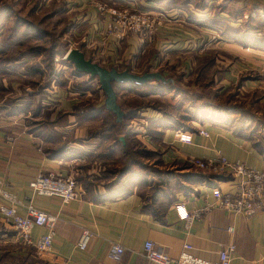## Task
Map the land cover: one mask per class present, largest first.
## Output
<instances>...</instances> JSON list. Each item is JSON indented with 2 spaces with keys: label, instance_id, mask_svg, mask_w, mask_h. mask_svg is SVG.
Returning a JSON list of instances; mask_svg holds the SVG:
<instances>
[{
  "label": "crops",
  "instance_id": "0c3cea01",
  "mask_svg": "<svg viewBox=\"0 0 264 264\" xmlns=\"http://www.w3.org/2000/svg\"><path fill=\"white\" fill-rule=\"evenodd\" d=\"M83 3L87 5H82L80 9L86 7L89 14L86 16V26L93 27L89 29L96 37L84 43L93 61H101L102 64L109 62L115 67L132 62L131 57L138 60L145 54L147 48L152 49V54L153 51L174 52L172 46L174 47L179 40L184 41L182 46L185 53L192 54L193 46L200 42L199 31L187 27L180 28L182 25L178 26L179 24L176 23L175 13H171L174 22L166 23L150 43L140 44L134 35L121 41L110 37L104 38L101 32L98 34L100 28L104 29V20L101 17L102 23L98 22L96 9H93L87 0H82ZM152 5L148 3L149 7ZM198 30H204V27L198 26ZM230 41L232 43L221 45L230 57V59L224 57V61L240 63L238 64L240 69L237 70L240 74L249 70L257 71L258 79L246 80L241 87L245 91L255 89L264 96V49L250 51L251 48L247 47V49L233 40ZM203 48L202 46L200 49ZM152 54H149L150 57ZM152 58L155 65L158 62L157 55ZM218 61L223 63L222 60ZM160 65L161 63L156 67ZM131 69L134 73L140 72L133 70L136 69L135 66ZM77 76H87L89 81L93 80L87 74ZM227 79L229 76L225 73L220 81L224 83ZM254 83L255 86H251ZM46 90L51 93V97L48 98L53 104L51 108L55 109L54 113H62L57 118V123L53 119L55 117L50 119L57 130L62 128L63 131H59L63 132V135L55 140L43 138L37 129L28 127L23 115L0 113V177L5 179L10 192L18 200L26 204L31 203L37 210L57 216L51 251L37 255L33 247L16 240L15 232L13 236L0 234V244L13 246L8 252L9 257L3 259L0 256V264L3 262L5 264H150L142 254L145 241H151L156 248L174 259L178 258L184 244H189L193 256L210 262H217L221 245L233 243L235 254L230 264H264V201L258 213L250 218L231 215L218 208L213 209L194 221L188 232L184 228V222L178 219L175 212L177 204L182 203L187 211H191L211 203V198L205 196L210 194V189L213 187H219L223 193L235 191L236 182L230 175L209 174L189 167L186 163L187 159L191 157L208 159L214 157L216 151H220L231 161L239 160L251 167L264 170V130L250 132V127L244 125L243 131L237 129L235 132L237 119L231 127L226 126L222 120L214 123L197 122L195 124L205 128L209 136L204 137L194 131L192 143L186 144L177 139L175 129L166 128L162 136L165 144L164 152L160 155L159 163L166 169H175L174 182L177 189L173 195L167 196L165 193L149 203L133 186L128 192L115 191L111 197L99 200V197L107 193L104 185L97 183L96 176L90 175L91 178H87L90 184L86 185L84 181L81 185L77 182L79 197L64 204L58 198L36 195L29 189L28 183L39 171L53 170L62 175H72V168L80 159L96 154L94 150L95 146H98V138L86 136L87 129L94 125L92 121L96 118H81L75 113L78 103L82 100L81 94L85 92V96H88V92L79 89L64 91L61 88ZM99 92L98 103L97 101L92 103L94 107H99L102 98ZM261 111L264 117V109ZM147 116L149 118L152 115ZM249 121L258 122L256 119ZM62 151L63 154H60ZM98 156L102 157L101 154ZM191 173L197 176H190ZM92 178L94 182L90 181ZM189 178L192 184L189 183ZM183 187L189 191L187 189L184 191ZM1 203L3 200L0 198ZM24 212L23 207L18 208V213L24 214ZM0 223H3L1 218ZM230 226L234 228V233L231 235L227 232ZM84 230H87L91 237L87 248L81 251L76 245ZM42 234H44L42 228H35L32 232V240H36ZM115 244L120 245L124 250L118 261H113L109 257L111 247Z\"/></svg>",
  "mask_w": 264,
  "mask_h": 264
},
{
  "label": "rangeland",
  "instance_id": "374dc122",
  "mask_svg": "<svg viewBox=\"0 0 264 264\" xmlns=\"http://www.w3.org/2000/svg\"><path fill=\"white\" fill-rule=\"evenodd\" d=\"M87 1L93 9H96L98 22L102 23V19L104 20V29L100 28L98 31V34L101 32L104 38L110 37L121 41L134 35L140 44L150 43L166 23L174 22L171 13H175L176 23L179 24L178 26L182 25L180 28L187 27L199 31L201 46L199 47L198 43L193 44L192 54H187L182 46L184 41L179 40L174 47L172 46L174 52L153 51L152 54V49L147 48L145 54L138 60L131 57L132 62L115 66L118 70L128 67L131 72H133L131 68L135 66L136 69L133 70H140L138 74L144 71H160L166 78L172 80L164 83L166 90L156 94L145 95L144 93L149 91L147 89L142 90V94L133 91L121 92L120 101L123 106L129 108L127 110L140 107L136 117L125 120V128H117L110 132L107 128L113 121L104 116L103 118L97 117L92 121L94 125L87 129L86 136L91 138L96 133L100 138L101 135L109 132V138L101 142L99 140L98 146H95L94 150L96 154L80 159L72 168V176L76 183L82 185L85 181L88 185L90 183L87 182V178L94 175L97 183L104 185L105 192H107L109 186L118 181L117 192H128L135 186L142 198L151 203L156 197L165 193L173 195L177 189L174 182L176 179L175 169H166L159 163L160 155L164 152L165 144L162 141V136L166 128L161 129V127L159 128L160 132L154 133L149 129L151 120L172 117L173 122L178 123L181 127L195 128L197 126L195 124L197 123L196 117L203 110L205 114L210 111L213 115H219L220 108L227 110L229 107L237 106L241 115L231 116L223 112L227 120L256 119L258 123H263L264 117L261 111L264 109L263 93L255 89L245 91L241 87L246 80L258 79V72L249 70L240 74L237 71L240 69L238 66L240 63L224 61V57L227 59L230 57L227 56L229 54L223 50L221 45L222 43H232V41L221 36L219 32L222 31L225 23H230L236 26L237 32L249 29L251 25H254L253 27L259 29L257 32L261 31L260 35H263L264 0H159L158 3L155 0ZM148 3L153 5L149 7ZM82 5L86 6L87 4H82V0H0V48L3 50V53L0 54V65L10 55L16 57L18 63V68L15 71L0 73V105L8 103L6 104L8 108L10 105L25 107L27 106L26 101H30L26 112L12 115H23L28 127L37 129L39 135L46 139L55 140L63 135L62 128L57 125L61 131L57 130L50 119V117H55L53 119L57 123V118L62 113H54L55 109L51 108L53 104L48 98L51 97V93L46 90L47 88L43 94H38L34 98L27 97V93H32L34 84L38 86L44 82V77L39 78L33 66L47 71L52 77L48 89L61 88L64 91L79 89L88 92V96H85V92L81 94L82 100L77 105L79 110H76L77 112L74 110L76 115L82 113L84 107L92 106V103L96 101L98 103L97 93L99 91L102 94L99 106L104 105L105 95L102 90H99L97 79L89 81L87 76L73 74L74 67L68 66L65 59L67 51L71 48H78L84 52L87 58L93 59L84 43L86 40H93L96 37L89 29L93 27L89 25L87 28L86 26V16L89 14L86 7L80 9ZM205 5H207L206 10L201 9ZM113 7H128L134 10L162 13L165 21L157 32L148 35L143 42L134 33L117 39L106 34L109 19L107 9ZM174 8V11L169 10ZM248 16L253 19L250 20ZM200 21H205L206 26L201 25ZM198 26L204 27V30H198ZM26 32L28 35H24ZM87 33L90 35L88 36ZM252 43H254L253 40L250 41V51L252 49L263 51L253 47ZM202 46L204 48L201 50ZM50 50L54 52L52 60ZM232 52L231 54L235 55ZM155 54L158 62L154 65L152 56ZM218 60H222L223 63ZM98 62L100 65L102 64L101 61ZM159 63L161 65L156 67ZM102 66L114 67L109 62H104ZM7 67L11 69L12 66L8 65ZM242 67L244 68V66ZM54 71L56 73L51 75ZM225 73L229 79L221 83L220 80ZM160 83L162 82L160 81ZM170 84L175 85L178 90L168 91ZM253 85L255 86V83L251 84V86ZM14 100L17 102L9 104L8 101ZM217 105L219 108L215 107ZM1 113L10 115L7 110H3ZM147 115L152 116L148 118ZM253 121L251 124L256 125L257 122ZM251 124L246 122L245 126L255 130L256 127ZM155 126L156 124L153 123L154 128ZM125 130L126 134L121 133ZM117 137H122V140L118 142ZM99 154L102 157H99ZM123 170L127 171L124 175L121 174ZM90 181L94 182V178ZM14 232L7 225L0 223V234L13 236ZM16 244L19 243L16 242ZM11 246V244H0L1 258L5 259L10 256L8 252L11 251ZM1 264H5V262Z\"/></svg>",
  "mask_w": 264,
  "mask_h": 264
},
{
  "label": "built area",
  "instance_id": "2783aa9c",
  "mask_svg": "<svg viewBox=\"0 0 264 264\" xmlns=\"http://www.w3.org/2000/svg\"><path fill=\"white\" fill-rule=\"evenodd\" d=\"M109 19L106 34L117 39H122L129 33L136 34L143 42L148 35L158 31L165 21L162 13L152 11H140L128 7H113L107 9ZM196 131L199 135L208 137V131L196 126L195 130H176L177 139L186 144L192 143V133ZM189 167L207 172L209 174H228L235 179V191L223 193L219 187H213L210 194L211 203H207L203 208H194L187 211L185 206L177 204L175 212L178 219L184 222V228L188 232L194 221L208 214L213 209H222L228 214L250 218L255 216L261 209L264 201V170H259L245 164L242 161L229 160L220 151L212 158L203 159L191 157L186 161ZM28 187L38 196L47 198H58L62 203L74 201L79 197L77 183L72 175H61L53 170L39 171L30 179ZM0 218L5 225L16 232V240L22 244L31 246L38 255L51 251L54 238V226L57 216L37 210L31 203H24L18 200L11 192L5 179L0 177ZM23 207L24 214L18 213V208ZM35 228H42L44 234L36 240H32V232ZM227 232L234 233L233 227H228ZM91 234L84 230L77 242V249L84 251L89 243ZM192 247L184 244L183 250L178 258H170L161 249L156 248L151 241L143 244V257L150 264H230L234 254L235 245L226 243L221 245L218 252L217 262H210L199 259L192 255ZM124 250L120 245L111 247L109 257L113 261L120 260Z\"/></svg>",
  "mask_w": 264,
  "mask_h": 264
},
{
  "label": "trees",
  "instance_id": "16d2710c",
  "mask_svg": "<svg viewBox=\"0 0 264 264\" xmlns=\"http://www.w3.org/2000/svg\"><path fill=\"white\" fill-rule=\"evenodd\" d=\"M155 2L158 3L159 0H155ZM196 8L199 10L198 6H196ZM206 8H207V5H205L201 9L206 10ZM169 10L170 11H174L175 8L174 9H169ZM194 16H195V14H194ZM235 16H236V14H235ZM248 17L250 18V20L253 19L251 16H248ZM252 21H254V20H252ZM199 23L201 25H205L206 26L205 21H200ZM225 24L226 25L222 28V31L219 32L221 34V36H223L224 38L233 40L234 42H237L238 44H240L243 47H250L251 46L250 45V41L253 40L254 41V43H252L253 47H255V48H263L264 49V34L260 35L261 31L257 32V30H259V29H256L255 27H253L254 25H251L249 27V29H244V30L242 29L241 32H237V28H236L235 25L230 24V23H225ZM26 34H27V32L24 35H26ZM1 53H3V50L0 48V54ZM50 55H51V60H52V57L54 56L53 50H50ZM16 60H17V58L12 56V55H10L9 58L6 57L3 60L4 63L2 65H0V73H6V72L15 71L18 68V65H17L18 63L16 62ZM66 63L68 64V66L73 67L70 62L66 61ZM8 65L12 66L11 69H8V67H7ZM33 69L36 70L35 73L39 75V78L44 77V82L42 84L38 85V86L35 85V84L33 85L32 93H27V97L30 96L31 98H34L38 94H43L45 89L50 86V83L52 81V77H50V74H48L47 71L40 70L39 68L34 67V66H33ZM127 69H130V68L127 67ZM72 70L74 72L73 74L81 75L74 68ZM49 73H51V72H49ZM55 73L56 72L54 71L51 75H54ZM170 85L171 86H170V88H168V91L178 90V88L175 85H173V84H170ZM112 86L114 87V90H115L116 95H117V102L120 105V107L122 108V110L124 111V117H123L121 122H116L115 121V115L112 112H110L109 110H107L104 105H101L99 107L86 106V107L83 108L84 110L81 111L82 113H78L77 114L81 118L84 117V118H89V119L97 118V117L103 118V116L105 118H111L113 123H111V126L109 128H107V130H109L110 132L113 131L114 129H117V128H122V129L125 128V120L132 119L133 117H136V114L139 113L137 111L140 110V107H138V106L136 108H134V109L127 110L129 108L126 107V106H123V103L120 101L121 92L133 91V92H136L138 94H142V90L147 89L149 91H146L144 94L148 95V94L160 93V92L166 90V86L164 85L163 82L160 83V81H156V82L152 81V82L145 83L143 85H136L135 83H132V82H127V83L112 82ZM8 102H10L9 104H13V103H15L17 101L14 100V101H8ZM29 102L30 101H26L25 104L28 106L30 104ZM6 104H8V103H3L2 105H0V113L3 110H7V113H9L10 115H12V114H20V113L26 112V110L28 108L27 106L18 107L16 105H10V107L8 108ZM215 107L219 108L218 105L215 106ZM220 109L221 110L219 112V115H216V114L213 115V113H210V111H208L205 114V111L202 109L203 111L199 113L198 117H196L197 122L201 123L203 121H208V122L214 123V122H216L218 120H222L223 123L225 122L226 126H230L231 127V124L234 123V120L233 121L227 120V118L224 117L223 114L225 113V114H228V115H231V116L241 115V111H240L239 107H237V106L229 107L230 110L229 109H227V110L224 109L223 110L222 108H220ZM76 110H79V108H77ZM249 120L250 119H246V121L242 120V119H239L237 121L236 127L234 126L235 132H236L237 129L240 132L243 131L244 125L246 124V122H250V124H251V121H249ZM153 123L156 124L155 128L153 127ZM254 126L256 127L255 130H259V131L260 130H264V121H263V123L262 122H259V123L257 122L256 125H254ZM169 127L173 128L175 130H179V129H182V128L185 129V130H191V131L195 130L194 127L193 128L181 127L180 125H178V123L173 122L172 117H165V119H163V120L160 119V118L151 120L149 129L157 134V132H160L161 129L169 128ZM159 128H161V129H159ZM249 129H250V132H253V130L251 128H249ZM121 133L126 134V130H125V132L123 131ZM108 134H109V132L101 135L100 138H98L96 133L93 134V135L98 138V140H97L98 142H99V140L101 142V141H104L105 139L109 138ZM119 140H121L120 137H117V141L118 142H119ZM62 149L64 150V147H62ZM60 154H63V151ZM124 173L126 174L127 171L123 170L121 172L122 175H124ZM122 175H120V176H122ZM189 175L190 176H193V175L197 176L194 173H191ZM192 178H195V177H192ZM200 179H201V177H200ZM200 179H199V181H200ZM188 181H189V183L192 184L191 178H189ZM117 184H118V181L114 182L111 186H109V188H108V190L106 192L107 194L105 196L99 197V200L104 199V198L105 199L109 198V197L112 196L113 193H115V191L117 192V190H118V188H116ZM183 189L185 191L187 188L183 187ZM187 190L189 191V189H187ZM191 190H192V188H190V191ZM186 193H187V191H186ZM169 194H171V193H169ZM167 196H168V194H167Z\"/></svg>",
  "mask_w": 264,
  "mask_h": 264
},
{
  "label": "water",
  "instance_id": "95a60500",
  "mask_svg": "<svg viewBox=\"0 0 264 264\" xmlns=\"http://www.w3.org/2000/svg\"><path fill=\"white\" fill-rule=\"evenodd\" d=\"M65 59L80 74H87L90 79H97L99 87L105 95L104 106L115 115L116 122L122 121L124 111L117 102V95L112 86V82H132L136 85H143L151 81L165 83L172 80L171 78H166L160 71H144L138 74L131 72L129 69L118 70L115 67L106 68L91 58H87L84 52L78 48L69 49ZM120 139L122 140V137Z\"/></svg>",
  "mask_w": 264,
  "mask_h": 264
}]
</instances>
